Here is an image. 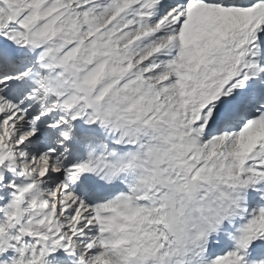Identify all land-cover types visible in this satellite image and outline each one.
I'll list each match as a JSON object with an SVG mask.
<instances>
[{
  "label": "snow or ice",
  "instance_id": "obj_1",
  "mask_svg": "<svg viewBox=\"0 0 264 264\" xmlns=\"http://www.w3.org/2000/svg\"><path fill=\"white\" fill-rule=\"evenodd\" d=\"M0 264H264V0H0Z\"/></svg>",
  "mask_w": 264,
  "mask_h": 264
}]
</instances>
